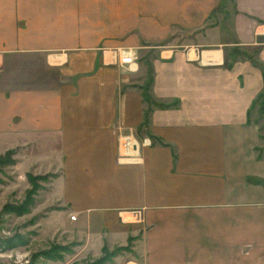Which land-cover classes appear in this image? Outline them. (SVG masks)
<instances>
[{
	"label": "crops",
	"instance_id": "0c3cea01",
	"mask_svg": "<svg viewBox=\"0 0 264 264\" xmlns=\"http://www.w3.org/2000/svg\"><path fill=\"white\" fill-rule=\"evenodd\" d=\"M83 1L0 0V72L8 55L39 53L62 82L9 92L11 110L0 111V135L11 136L4 145L27 167L55 163L63 191L76 185V194L58 190L75 219L64 206L60 213L86 246L119 241L127 229L116 228L137 221L135 242L152 261L262 263L264 0H233L230 43L208 40L221 31L203 26L192 32L208 38L203 48L152 46L148 98L134 84L137 59L130 70L117 65L116 46L100 47L99 33L83 29ZM176 1L155 0L157 10ZM188 2L191 9L178 2L166 17L195 29L216 9L212 0ZM124 136L137 144L132 160L118 157Z\"/></svg>",
	"mask_w": 264,
	"mask_h": 264
},
{
	"label": "rangeland",
	"instance_id": "374dc122",
	"mask_svg": "<svg viewBox=\"0 0 264 264\" xmlns=\"http://www.w3.org/2000/svg\"><path fill=\"white\" fill-rule=\"evenodd\" d=\"M139 1L141 2L84 0L83 29L99 33L97 36L101 37L98 43L100 47L116 46L134 50L137 62L141 65L134 84L140 88L144 98L149 97L147 90L151 77L149 67L152 46L167 42L174 47L188 50L189 45L197 43L203 48L208 45V38H198L199 32L197 37H193L192 33L203 26H215L221 31L218 34L210 32L212 37L208 40H223L228 43L234 40L231 31L233 0H212L211 6L216 9L205 21V25L197 24L195 29L189 23H177L174 18L166 17L178 11L174 7L178 2L183 4L180 10L184 13L191 9L188 0L182 3L180 0L169 2L168 6L160 10H157L155 0ZM159 35L161 38H157ZM232 48H224V52L228 53L226 60L230 63L237 58L233 53L236 49ZM42 58L43 55L39 53L11 54L5 58V72H0V91L5 95V103L0 102V111L11 110L7 100L10 98L9 92L14 88H35L43 91L58 87L62 83L57 72L44 66ZM259 101L257 104L263 106V98ZM262 127L264 129V122ZM10 137V134L0 135V264H191L150 260L145 256L141 243L135 242L141 234L137 221L131 222L134 224H130L129 228H116L127 229L119 241L104 239L102 242L97 241L95 245L83 244L80 235L70 231L72 223L63 221V213H66L69 221L72 220L70 215L74 214H69L72 211L67 210L65 203L58 197V190H62L56 179L59 175L58 167H54L55 163L52 166L51 163L46 166L33 163L30 167L25 166L26 163H17L15 149L4 145ZM65 184L68 190L63 185L62 192L76 194V185L69 182ZM60 208L64 211L62 214ZM247 249H242L244 256ZM222 260L224 261V257ZM235 261L234 258L222 264H247ZM260 264H264V261Z\"/></svg>",
	"mask_w": 264,
	"mask_h": 264
},
{
	"label": "built area",
	"instance_id": "2783aa9c",
	"mask_svg": "<svg viewBox=\"0 0 264 264\" xmlns=\"http://www.w3.org/2000/svg\"><path fill=\"white\" fill-rule=\"evenodd\" d=\"M112 58H114L115 63L119 66H123L126 69H129L136 63L135 52L132 48L118 47L112 49L110 52ZM141 145L148 144L147 139H142L140 141ZM137 144L129 136H124L118 143V157L120 159H130L136 155ZM136 216V214H135ZM70 219L74 220L75 216L70 215Z\"/></svg>",
	"mask_w": 264,
	"mask_h": 264
}]
</instances>
